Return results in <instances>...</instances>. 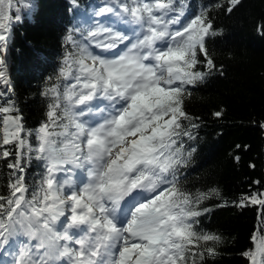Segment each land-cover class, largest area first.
I'll return each instance as SVG.
<instances>
[{
	"label": "snow or ice",
	"instance_id": "snow-or-ice-1",
	"mask_svg": "<svg viewBox=\"0 0 264 264\" xmlns=\"http://www.w3.org/2000/svg\"><path fill=\"white\" fill-rule=\"evenodd\" d=\"M71 3L82 20L66 29L56 76L63 86L52 83L41 93L50 101L45 119L26 127L12 89L0 90V161L8 176L0 256L11 257L7 264H204L222 238L205 231L200 217L211 212L204 202L221 192L180 185L196 152L185 138L195 140L200 127L185 101L224 75L208 46L221 35L211 9L231 14L241 0L196 13L185 0H104L83 14L79 0ZM11 7L12 0H0L5 86ZM257 31L264 35V25ZM33 161L41 171L30 182ZM232 203L258 206L260 227L241 255L247 264H264V192Z\"/></svg>",
	"mask_w": 264,
	"mask_h": 264
},
{
	"label": "trees",
	"instance_id": "trees-1",
	"mask_svg": "<svg viewBox=\"0 0 264 264\" xmlns=\"http://www.w3.org/2000/svg\"><path fill=\"white\" fill-rule=\"evenodd\" d=\"M96 0H79V12ZM193 13L223 0H185ZM71 0H12V37L6 63L13 83L11 97L24 116L26 127L36 128L45 119L49 99L42 91L56 80L62 57L68 48L66 29L78 16ZM221 35L209 40V49L224 75H213L192 90L185 108L200 125L195 140L185 144L196 148L188 167L182 170L180 185L197 193L218 188L220 197L204 203L211 212L200 217L205 231L221 236L217 255L204 264H247L241 253L253 247L251 236L260 227L258 206L236 207L241 194L264 192V0H241L231 14L211 9ZM21 19L15 21V16ZM51 77V80L49 79ZM222 111L221 117L214 113ZM240 145V148L236 146ZM246 146V147H245ZM239 155L237 163L233 157ZM33 161L31 182L41 168ZM255 164L256 167H249ZM7 170L0 161V194H6ZM260 181V183H255ZM224 204L223 207L217 205Z\"/></svg>",
	"mask_w": 264,
	"mask_h": 264
},
{
	"label": "rangeland",
	"instance_id": "rangeland-1",
	"mask_svg": "<svg viewBox=\"0 0 264 264\" xmlns=\"http://www.w3.org/2000/svg\"><path fill=\"white\" fill-rule=\"evenodd\" d=\"M0 258H6L8 261H10V259H11V257L10 256H7V255L0 256Z\"/></svg>",
	"mask_w": 264,
	"mask_h": 264
}]
</instances>
